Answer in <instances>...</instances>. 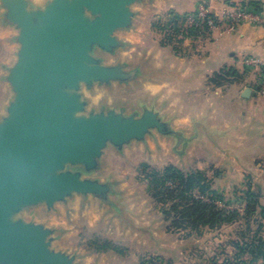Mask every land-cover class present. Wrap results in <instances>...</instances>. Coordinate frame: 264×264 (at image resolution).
<instances>
[{
    "label": "water",
    "instance_id": "1",
    "mask_svg": "<svg viewBox=\"0 0 264 264\" xmlns=\"http://www.w3.org/2000/svg\"><path fill=\"white\" fill-rule=\"evenodd\" d=\"M160 1L0 0L8 50L0 62V264H86L87 253L59 246L62 227L38 219L40 211L96 208L157 241L136 225L122 184L108 172L112 155L169 142L179 161L206 143L201 150L231 157L218 141L243 137L241 128L211 127L208 109L181 125L179 109L151 92L182 82L181 73L147 51L128 54L141 12ZM137 87L150 92L135 103L100 98Z\"/></svg>",
    "mask_w": 264,
    "mask_h": 264
},
{
    "label": "rangeland",
    "instance_id": "2",
    "mask_svg": "<svg viewBox=\"0 0 264 264\" xmlns=\"http://www.w3.org/2000/svg\"><path fill=\"white\" fill-rule=\"evenodd\" d=\"M249 2L254 3L252 0ZM257 6L262 7L261 4ZM168 14L170 13L164 16ZM142 18L141 12L136 22L137 30L128 35L133 43L128 54L142 55L147 51L156 64L170 67L177 56L175 46L178 44L162 39L157 18L150 21L147 30H142ZM6 57L7 53H4L3 60ZM213 76L204 80L205 86L210 89L218 85V82H210ZM226 81L224 78L220 83L225 85ZM157 90L169 103L178 101L184 105L186 109L182 110V114H195L205 108L202 104L203 90L187 91L178 89V86L171 83ZM149 92L137 87L102 92L100 98L111 102L135 103ZM151 92H155V89ZM261 96H264V92ZM194 107L198 110L194 111ZM255 123L252 119L244 126L240 125L244 138L218 141L222 149H228L231 157L209 148L201 150L206 148V143L202 148L199 145L191 149L188 157L179 161L171 152L169 142H161L159 148L152 147L151 153H147L142 147H135L123 157L110 156L108 172L122 184L127 202L132 206L136 225L149 227L155 233L157 241L152 242L118 226L111 217L102 215L96 208L85 211L77 208L69 214L50 216L40 211L37 217L62 227L63 235L58 242L59 246L87 253L86 264H223L226 258L234 262L236 256L241 254L236 244L250 242L254 236H260L264 240V216L259 209L253 213L246 212L247 202L253 198L251 194H260L258 201L264 207V147H261L258 135H264V128H258ZM180 124L189 125L187 121ZM238 153L241 154L239 157ZM167 166H173L184 174L199 172L204 178L200 184L207 185V193L209 191L210 195L194 191L191 196L211 204L214 209L222 210L232 218L213 228L202 225L193 228L187 221L178 220L179 210L183 209L185 200L176 198L174 191L167 195L176 184L166 181L164 188H159L158 182L153 179L154 176L163 179L160 175ZM104 240L118 247L121 253L95 250L94 244ZM241 258L247 260L249 256L243 254Z\"/></svg>",
    "mask_w": 264,
    "mask_h": 264
},
{
    "label": "crops",
    "instance_id": "3",
    "mask_svg": "<svg viewBox=\"0 0 264 264\" xmlns=\"http://www.w3.org/2000/svg\"><path fill=\"white\" fill-rule=\"evenodd\" d=\"M239 0H166L156 2L153 8H147L142 14V30H147L150 21L162 17L167 13L183 15L193 12L198 5L204 4L208 10L217 17H221L226 6ZM251 1V0H248ZM264 7V0H252ZM152 22V21H151ZM4 34L0 31V62L7 53L4 43ZM179 45V46H178ZM177 48V56L172 61V67L181 74L182 82L173 83L178 89L200 91L204 93V109L209 110L211 127L226 128L230 125L244 126L249 120H255L258 128H264V96H261L255 74L246 69V58H258L264 61V26L244 24L233 32L222 29L214 30L208 34L192 37ZM222 75L226 81L211 89L206 87L204 80L210 75ZM193 79V81H190ZM165 84L158 86L164 87ZM245 89H249L248 97H243ZM180 102H172L180 112L185 106ZM191 108V107H190ZM198 110L197 107H194ZM191 110V109H190ZM200 110L195 113L199 115ZM180 122H188L187 115L182 114ZM241 117V119H240ZM184 125V124H181ZM261 138V147H264V135ZM244 138V137H237ZM251 142V140H250ZM240 153L237 154L239 157Z\"/></svg>",
    "mask_w": 264,
    "mask_h": 264
},
{
    "label": "trees",
    "instance_id": "4",
    "mask_svg": "<svg viewBox=\"0 0 264 264\" xmlns=\"http://www.w3.org/2000/svg\"><path fill=\"white\" fill-rule=\"evenodd\" d=\"M257 6L258 3H251ZM222 75H214L210 82L220 84ZM217 80V81H216ZM161 179L154 176L153 179L158 182L159 188H162L166 181H170L176 184V187L171 191L167 192V195L176 192V198L185 200V204L182 210H179L178 220L190 224L193 228L197 226H208L213 228L226 221H229L232 216H226V213L222 210L214 209L211 204L202 202L192 197L191 194L194 191L200 193H207L208 187L206 184H200L203 181V176L199 172L182 173L173 166H167L160 175ZM157 185V186H158ZM164 188V187H163ZM159 194H156V196ZM207 195H210L209 191ZM214 195H211L213 197ZM253 198L248 200L246 206L247 213H253L256 209H259L260 213L264 216V207L260 205L259 198L260 194H251ZM177 205V204H176ZM176 206H174V209ZM182 224V223H181ZM241 245L236 244L241 254L237 255L234 262H231L228 258L224 259L223 264H264V240L260 236L253 237L250 242H241ZM94 249L98 252L113 251L118 254L121 250L114 246V244L104 240L101 243L94 244ZM247 254L249 258L244 260L241 255Z\"/></svg>",
    "mask_w": 264,
    "mask_h": 264
},
{
    "label": "built area",
    "instance_id": "5",
    "mask_svg": "<svg viewBox=\"0 0 264 264\" xmlns=\"http://www.w3.org/2000/svg\"><path fill=\"white\" fill-rule=\"evenodd\" d=\"M244 24L264 26V9L252 5L248 0H239L226 6L221 17L214 16L204 4L198 5L195 11L183 15L170 13L164 17H157L160 36L173 44L217 29L233 32ZM244 64L249 72L255 74L259 90L263 93L264 61L249 57Z\"/></svg>",
    "mask_w": 264,
    "mask_h": 264
}]
</instances>
